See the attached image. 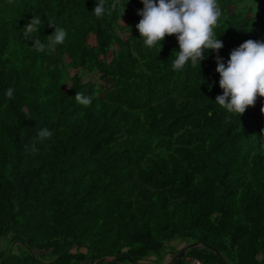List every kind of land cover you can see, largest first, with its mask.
Masks as SVG:
<instances>
[{"label":"trees","instance_id":"1","mask_svg":"<svg viewBox=\"0 0 264 264\" xmlns=\"http://www.w3.org/2000/svg\"><path fill=\"white\" fill-rule=\"evenodd\" d=\"M123 3L0 0V264H172L194 243L176 264H264V97L214 102L217 55L264 42V0H219L223 47L183 71L175 35L145 46ZM32 17L45 43L67 30L55 53L23 37Z\"/></svg>","mask_w":264,"mask_h":264},{"label":"clouds","instance_id":"2","mask_svg":"<svg viewBox=\"0 0 264 264\" xmlns=\"http://www.w3.org/2000/svg\"><path fill=\"white\" fill-rule=\"evenodd\" d=\"M126 3L122 4L120 16ZM140 3L143 7L137 15L141 18L135 27L145 46L159 45L161 48L166 35H175L178 50L172 61L173 70L199 69L207 50L218 52L223 47L218 39L220 35L215 31L222 15L219 0H140ZM120 4L121 0H95L91 13L102 19ZM41 25V17H32L23 28V37L32 41L31 47L37 53L51 55L65 43L68 33L65 28L53 24L54 31L45 43L39 36ZM215 71L219 74L222 94L216 96L214 102L226 112L240 117L247 107L254 105L257 97H264V42L246 40L229 53L226 62L217 55ZM3 95L12 101L15 89L8 87ZM74 98L84 107L90 106L93 100L92 96L77 92ZM261 111L264 112V107ZM52 135V130L47 127L37 132L40 140H47ZM260 136L264 144V134Z\"/></svg>","mask_w":264,"mask_h":264},{"label":"water","instance_id":"3","mask_svg":"<svg viewBox=\"0 0 264 264\" xmlns=\"http://www.w3.org/2000/svg\"><path fill=\"white\" fill-rule=\"evenodd\" d=\"M199 244L198 243H194V244H190L188 246L183 247L173 258V262L172 264H176L177 260L179 258H182V256H184L186 254V252L194 247H197Z\"/></svg>","mask_w":264,"mask_h":264},{"label":"built area","instance_id":"4","mask_svg":"<svg viewBox=\"0 0 264 264\" xmlns=\"http://www.w3.org/2000/svg\"><path fill=\"white\" fill-rule=\"evenodd\" d=\"M186 261L189 264H204L203 261L196 257H186Z\"/></svg>","mask_w":264,"mask_h":264},{"label":"rangeland","instance_id":"5","mask_svg":"<svg viewBox=\"0 0 264 264\" xmlns=\"http://www.w3.org/2000/svg\"><path fill=\"white\" fill-rule=\"evenodd\" d=\"M241 7H240V5H239V9H240ZM187 257H189V256H187ZM185 260H186V258H185ZM152 261H154V260H150V262H152ZM158 260L156 259V261H154L152 264H154L155 262H157ZM171 262V261H170ZM187 262V261H186ZM142 264H144V263H142Z\"/></svg>","mask_w":264,"mask_h":264}]
</instances>
